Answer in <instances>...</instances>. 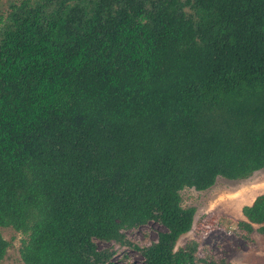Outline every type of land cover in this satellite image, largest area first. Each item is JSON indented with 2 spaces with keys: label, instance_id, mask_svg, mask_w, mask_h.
<instances>
[{
  "label": "trees",
  "instance_id": "16d2710c",
  "mask_svg": "<svg viewBox=\"0 0 264 264\" xmlns=\"http://www.w3.org/2000/svg\"><path fill=\"white\" fill-rule=\"evenodd\" d=\"M264 167V0H9L0 11V227L24 264H232L177 240L185 187ZM227 227L264 234V192ZM225 215L215 220L222 225ZM164 227L138 246L126 230ZM8 242L0 231V261Z\"/></svg>",
  "mask_w": 264,
  "mask_h": 264
},
{
  "label": "rangeland",
  "instance_id": "374dc122",
  "mask_svg": "<svg viewBox=\"0 0 264 264\" xmlns=\"http://www.w3.org/2000/svg\"><path fill=\"white\" fill-rule=\"evenodd\" d=\"M9 0H0V11L5 10ZM264 192V167L243 180H228L218 177L213 186L198 191L185 187L180 191L181 205L195 207L191 229L181 235L176 248L189 239L199 241V254L208 253L215 258H224L232 264H264V234L253 233L254 242L248 244L237 237L227 227L229 222L242 218L241 208L250 204L256 195ZM225 215L222 225L215 220ZM164 227L150 221L138 228L126 230L127 240L138 246H146L155 241ZM2 237L8 242V248L0 264H24L20 257V247L26 237L12 227H0ZM99 249H110L115 253L111 264H142V257L135 248L121 246L113 242L97 241Z\"/></svg>",
  "mask_w": 264,
  "mask_h": 264
}]
</instances>
